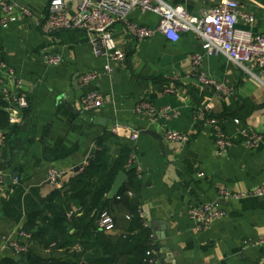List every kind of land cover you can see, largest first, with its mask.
Here are the masks:
<instances>
[{
    "label": "crops",
    "instance_id": "1",
    "mask_svg": "<svg viewBox=\"0 0 264 264\" xmlns=\"http://www.w3.org/2000/svg\"><path fill=\"white\" fill-rule=\"evenodd\" d=\"M3 1L28 7L33 16L6 28L0 26V53L14 69L17 81L9 87L29 104L21 131L15 135L20 147L6 158L3 154L8 148L0 130V165L4 164L0 168L4 181L0 182V261L16 258L13 250H1L4 239H17L29 215L41 210L54 190L48 181L49 171L64 173L66 190L75 169L88 162L96 141L119 125V143L133 150L136 166L143 169L139 206L156 236L158 264H264V196L228 201L219 197L221 189L246 193L264 185V70L253 63L244 69L225 55H206L194 32L182 34L177 43L160 33L135 41L122 25H116L109 32L105 50L125 52L127 61L121 64L97 56L87 33L42 34L36 22L47 16L51 0L0 3ZM64 1L67 11L75 13L80 0ZM163 1L201 19L220 3ZM235 1L241 13L255 17L253 23L239 17L238 28L249 30L254 37L264 35V0ZM131 19L151 28L160 21L157 14L139 9L132 12ZM196 53L203 56L202 71L232 88V95H216L190 77L191 57ZM47 55L60 56L62 63H47ZM108 64L113 71L106 74ZM89 73L99 75L89 88L106 98L102 108L90 112L82 108L84 91L78 85L79 77ZM0 77L4 78V73L0 72ZM172 87L176 94L165 92ZM2 89L0 84V97ZM143 100L178 115L138 116L135 108ZM206 104L212 106L213 116L224 122L234 142L227 151L220 152L209 136L210 128L196 120V112ZM226 114L229 118L223 119ZM166 131L186 134L188 139L169 142L164 137ZM250 131L263 135L252 150L244 145V133ZM133 132H139L137 140L131 138ZM113 153L117 154L115 145ZM13 177L19 178L18 184H13ZM110 200L108 196L104 208L114 217L115 230L109 234L119 236L128 229V209ZM211 203L228 214L210 229L198 231L189 211ZM32 250L41 258L52 257L37 244Z\"/></svg>",
    "mask_w": 264,
    "mask_h": 264
},
{
    "label": "built area",
    "instance_id": "2",
    "mask_svg": "<svg viewBox=\"0 0 264 264\" xmlns=\"http://www.w3.org/2000/svg\"><path fill=\"white\" fill-rule=\"evenodd\" d=\"M135 9L143 13L152 12L160 17L157 27L151 28L143 26L131 19V14ZM2 13L0 26L8 27L23 17H32L33 12L28 7L19 6L15 3L3 1L0 3ZM239 17L246 22L253 23L255 17L250 14L241 13L240 5L235 0H220V3L213 7L206 18H198L190 14L183 7H173L163 0H80L75 13L70 14L66 9L64 0H51L48 6V14L44 19L37 20L36 24L44 35H54L61 31H81L87 33L90 37V43L94 47L97 56L107 57L111 61L121 64L126 63L127 55L123 51H106L109 41V32L116 25H122L127 34L135 41H142L153 38L158 33L163 34L169 41L177 43L181 35L194 32L199 38L202 48L208 56L225 55L231 61L240 67L247 69V65L255 64L261 70H264V35L254 37L252 32L238 28ZM47 63L59 65L62 63L60 56L47 55ZM203 56L199 53L191 57L190 77L195 79L200 85L212 89L216 95L230 96L233 89L224 83L217 82L209 78L202 71ZM113 71L108 64L105 67V73ZM0 72L5 77H0L2 85V97L9 101L11 107V124H20L22 121L21 111L28 108V102L20 96H16L9 87L10 82H15V71L3 59L0 53ZM96 73H89L79 77L78 85L84 91L81 98V104L84 111H94L102 108L106 104L105 96L97 91L90 89V85L98 79ZM176 81L177 78H172ZM166 93L176 94V89L168 88ZM138 116L152 117L161 114L166 118L176 117L178 114L170 111L169 108L158 109L153 104L143 100L135 108ZM196 120L203 122L210 128V138L214 140L217 149L220 152L227 151L234 145L233 140L227 135L224 129V122L213 116V108L210 104L200 107L196 112ZM238 123V121H236ZM121 126L116 125L113 133L117 134ZM165 140L169 142H182L188 139V135L177 131H166ZM133 140L139 138V132H133ZM263 140V135L256 131L244 133V145L246 148L255 149ZM2 154L0 152V163ZM88 162L80 169L82 171ZM127 168L136 170L139 179L143 178V169L136 166L135 154L130 158ZM77 174V173H75ZM74 174V176H75ZM13 184L19 183L18 177H13ZM48 181L54 189H65L64 173L51 169L48 173ZM3 183V179L0 178ZM130 195H132L130 193ZM247 196H264V185L246 193H236L227 189L219 191L220 200H238ZM139 214L144 218L143 212L139 209ZM227 211L218 204L211 203L202 207L191 209L189 218L195 223L198 231H205L217 221L227 216ZM129 219V216L127 217ZM148 227V223L144 221ZM100 228L110 233L115 230L114 217L104 212L100 218ZM151 249L147 252L145 264L159 263V250L157 242L152 236ZM31 235L21 230L18 238L10 240L5 238L1 245V250L11 249L16 255L25 254L29 250Z\"/></svg>",
    "mask_w": 264,
    "mask_h": 264
},
{
    "label": "trees",
    "instance_id": "3",
    "mask_svg": "<svg viewBox=\"0 0 264 264\" xmlns=\"http://www.w3.org/2000/svg\"><path fill=\"white\" fill-rule=\"evenodd\" d=\"M10 107L9 101L1 96L0 130L8 148L4 158L20 147L15 135L21 127L11 124ZM28 110L29 104L21 111L23 121ZM222 118L229 116L226 114ZM114 145L117 146L116 155ZM132 155L133 150L120 144L113 132L101 136L87 166L67 183L70 190L54 189L45 199L43 208L29 215L22 229L31 235L28 252L16 255V258H3L0 264H145L153 233L144 225L146 220L138 212V196L143 184L136 170L127 168ZM3 166L1 164L0 168ZM122 172L127 175V182L110 201L128 209L129 226L126 233L113 236L100 228V218L104 212L110 214L104 208L105 202ZM32 242L50 251L52 257L37 256L32 250Z\"/></svg>",
    "mask_w": 264,
    "mask_h": 264
},
{
    "label": "water",
    "instance_id": "4",
    "mask_svg": "<svg viewBox=\"0 0 264 264\" xmlns=\"http://www.w3.org/2000/svg\"><path fill=\"white\" fill-rule=\"evenodd\" d=\"M146 134L152 135V136L157 137V138L160 139V137H158V135H156V134L153 133V132L147 131ZM80 169H81V168L78 167V168L75 169L74 172H75V173H78V172L80 171ZM126 182H127V175H126L125 173H123V172L120 173L119 176L117 177V179H116L114 185H113V188H112L110 194H109V198H111V199L115 198V197L119 194V192H120V190L122 189V187L126 184ZM69 190H70V187H68V188L66 189V191H69ZM149 227L152 229L151 226H149ZM153 237H154V239H156V236H155V235H153ZM34 245H35V243L32 242V243H31V247H33ZM82 264H87V263L84 262V263H82Z\"/></svg>",
    "mask_w": 264,
    "mask_h": 264
}]
</instances>
